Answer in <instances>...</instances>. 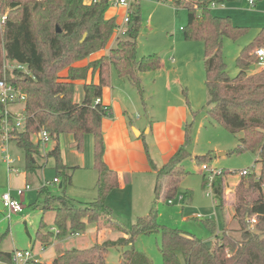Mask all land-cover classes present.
Wrapping results in <instances>:
<instances>
[{
    "label": "trees",
    "instance_id": "obj_1",
    "mask_svg": "<svg viewBox=\"0 0 264 264\" xmlns=\"http://www.w3.org/2000/svg\"><path fill=\"white\" fill-rule=\"evenodd\" d=\"M234 0H176L188 11L183 28L187 40L204 43V64L208 104L213 119L233 133L242 132L236 153H258L260 173L249 171L235 186L234 218L239 224V236L225 230L217 234L215 222L204 220L215 234L212 246L193 234L159 223L157 200L161 180L167 178L166 196L172 200L179 190L182 169L177 165L186 158L187 146L192 139V124H186L184 144L157 170L156 199L145 216H138L127 228L113 215L107 203L109 193L120 184L119 175L104 160V133L102 121L112 116L111 106L101 101L105 86L111 81V68L121 77H127L143 94L139 73L158 70L161 57L150 54L137 58L138 37L142 28L140 12L130 11L128 30L116 38V45L108 54L85 66L74 64L91 54L104 50L116 33L115 17L107 18L109 0L86 3L84 0H0V12L7 13L4 26H0V80L14 84L25 95L24 128L17 130L11 140L23 149L27 175L37 173L42 165L36 156L45 158L32 134L46 130L53 147L46 158L55 161L56 178L64 177L62 194L40 188L41 195L34 207L43 211L34 241L49 245L55 238L84 233L94 224L97 233L117 231L123 236L115 240L96 241L86 248H70L55 256L51 262L40 264H106L110 247L133 245L144 234L160 233L159 248L163 264H264V67H260L254 50L264 45V28L253 42L246 45L237 58L238 74L230 77L223 54L224 38L239 39L247 32L230 16H218L212 7ZM260 1V0H255ZM133 7V6H132ZM57 26L61 29L57 31ZM86 38L83 40L84 35ZM24 64L30 73L5 68V61ZM257 66L260 68L258 69ZM66 75H62L63 71ZM99 74V82H85L82 102L75 101L76 81H87L90 75ZM17 103V104H20ZM1 105V104H0ZM2 107V105H1ZM74 136L75 148L83 150L86 134L94 136V168L98 172L97 196L90 203L79 206L65 194V183H71L75 167L62 158L60 137ZM208 157L199 156L203 161ZM205 163V162H204ZM223 170L215 177L213 191L220 207L225 205V176ZM47 191V192H46ZM52 213L51 223L47 214ZM252 219L256 222L252 223ZM51 225V226H50ZM51 228L53 230H51ZM1 240V238H0ZM12 252L0 248V261L12 263ZM121 264H153L149 257L136 249L122 255Z\"/></svg>",
    "mask_w": 264,
    "mask_h": 264
},
{
    "label": "rangeland",
    "instance_id": "obj_2",
    "mask_svg": "<svg viewBox=\"0 0 264 264\" xmlns=\"http://www.w3.org/2000/svg\"><path fill=\"white\" fill-rule=\"evenodd\" d=\"M88 1L85 0V2ZM132 3V10L140 12L142 17L137 58L158 54L162 60L161 69L139 73L142 79L143 94L127 77L119 76L114 68H111V80H113L114 86L130 92L135 98L137 107L134 109L132 106L129 111V116L132 119L141 116L146 121L149 118V110L153 106H155L156 114L165 115L169 100L175 102L177 99H184L188 102L190 106L188 123L192 124V139L187 146V150H185L186 158L177 165L179 169H182V176L178 193L171 198L172 202H169V198L166 196L167 178L163 176L161 180L162 187L156 203L158 221L168 227L193 234L207 242L215 234L205 225L204 220H212L216 224L217 232L223 231L225 217L230 216V213L234 215V188L241 179L243 170L260 173L259 155L252 151L234 152L240 144L243 133L229 131L210 115L211 106L208 104L209 93L206 85L204 43L200 40H187L184 37L183 28L186 26L188 19L187 8L184 5H178L176 0H133ZM112 7L119 9L120 6L111 4L108 14L113 11ZM212 9L215 15L230 16L236 24L246 27V34L239 39L224 38L223 54L227 63V72L230 77H235L239 71L237 58L241 50L253 42L264 28V0L257 1L253 7L246 0H234L228 4H217ZM116 17H119L117 13ZM118 35L117 33L113 35L106 49L95 52L77 61L74 65L85 66L90 61L108 54L110 48L116 45ZM172 57L175 58L174 61ZM7 63L10 65L11 60L6 59L4 65L6 69L8 68ZM257 68L260 67L257 66ZM66 74L67 71L64 70L62 75ZM89 77L91 78V76ZM90 78L87 81L79 80L75 82L76 102H82L84 98L83 85L85 82H92ZM154 80L162 86L161 91L157 92L155 97L150 88ZM166 85H170L171 90H167ZM1 105L0 122L5 108L12 111V113H23L24 104L22 103L6 107L3 105L1 107ZM133 131L136 134V130ZM32 138L35 139L34 136ZM53 144L51 140L42 147L40 146L42 155L46 156L47 151L51 149ZM60 147L64 162L75 167L71 183H65L64 185L65 194L77 205L84 206L95 200L97 196L96 181L98 172L94 168V136L86 134L83 150L78 151L75 148L74 136L72 134H62ZM154 151L155 148H153ZM206 155L208 157L205 160H198L199 156ZM7 156L11 160L10 163L7 161ZM36 158L38 163L43 165V168L38 174H29L31 188L27 190L26 197L28 200L25 201L18 194L19 188H25L23 186L25 185L24 174L26 172L25 152L14 140L7 143L0 141V199L5 193L10 192L25 206L23 212L14 214L12 218L7 217V210L0 209L1 249L9 251L15 247L21 250L32 249L30 235L23 221L24 216L28 214L29 219L26 220V223L31 236L34 237L35 229L39 225L42 215V210L33 208L34 202L41 195L40 188L44 186L47 191H52L54 194L63 193L60 184L63 183L64 177H60L58 182H54L57 176L54 159L49 158L44 162L41 156H36ZM205 164L209 165L210 168L222 169L228 172L224 177L225 206L223 208L220 207L213 188L207 182L209 171L203 168ZM156 180L157 174L155 173L151 177L150 186L147 190H137L136 187L135 190L134 188L135 201L132 212L126 205L127 202L128 205H131V200L117 198V206H111L114 217L127 228L133 225L138 216L148 214L156 199ZM144 190H146L145 195L141 193ZM139 195L143 198L138 199ZM52 216V213L47 214L50 223ZM230 225L229 228H239L235 218ZM121 236L123 235L120 232L111 230L105 232L102 236H98V233L94 230V224H92L88 226L87 231L84 233H74L64 239L55 238L46 246V249L41 248L37 243L33 249L34 258L41 259L40 263H49L54 256L59 255L66 249L85 248L95 241L115 240ZM237 236H239V233L236 234ZM160 240L161 234L154 232L138 236L133 245L110 247L106 255V264H121L123 253L132 248L147 255L153 264H163V257L159 248ZM0 264L8 263L0 261Z\"/></svg>",
    "mask_w": 264,
    "mask_h": 264
},
{
    "label": "crops",
    "instance_id": "obj_3",
    "mask_svg": "<svg viewBox=\"0 0 264 264\" xmlns=\"http://www.w3.org/2000/svg\"><path fill=\"white\" fill-rule=\"evenodd\" d=\"M248 3L251 7L256 5V1L254 3ZM112 10L113 11L110 14H108V11L106 12V17H115L117 22L120 23L123 20L122 18L126 14V8L120 6L119 9L113 8ZM116 13L119 15L118 18L116 17ZM172 59L173 61L175 60L174 57H172ZM90 76L91 78H89L91 79V81H96L95 83L99 82L98 73ZM150 88L153 91L152 93L155 97V95H157V92L161 91L160 89H162V86L160 83L158 84V82L154 80ZM166 88L167 90H171L170 85H166ZM101 102L104 105L111 106L112 108V116L105 117L102 121V130L104 133L105 143L104 160L110 169L118 173L120 181L119 186L109 193L107 197V203L110 207H116L117 198L127 201L131 200V205H128V202L126 203V205L128 206L130 212H132L134 210L135 201L133 193L134 188L136 187L137 190H147L150 186V180L153 174H157V170L161 169L162 166L184 144L186 137V124L190 119V106L184 99H177L175 102H171V100H169L166 105L165 115L156 114L155 106H153L149 110V118L146 121L143 120L141 116L132 119L129 116V111L132 106L134 107V109L137 107V102L135 98H133V96L130 94V92H126L121 87L114 86L113 80L110 81V84L108 86L104 87ZM133 130H136L138 132H136L135 134ZM34 140L35 139H33V141ZM52 147L53 146H51V148ZM153 148H155L154 152ZM48 159L49 158H46L45 156V158H43L42 160L45 162ZM39 165L42 164L40 163ZM41 169H39L36 174H38ZM24 179L25 185L23 186H26L27 184L30 185L27 172H25L24 174ZM55 179L54 182H58L60 180L59 179L58 181H56ZM146 190L141 193L145 195ZM26 193L27 190L22 197L25 201L28 200V198L26 197ZM141 198L143 197L139 195L138 199ZM38 199L36 201H38ZM0 200L2 201V198ZM33 208H35L34 204ZM24 209L25 206L21 212H23ZM27 219H29L28 214L27 216H24L23 221L30 235L32 250L37 243H39V246L41 248L46 249V245H43L39 241H34V237L31 236L26 223ZM232 222H234V215L230 213V216L225 217V226L223 231L227 230L236 236V234L239 233V228H229V225ZM37 229L38 226L35 229V233ZM51 230L53 229L51 228ZM94 230L97 233V228H95V225ZM223 231L217 232V234L222 233ZM104 233L105 232L101 231L98 233V236H102L104 235ZM210 240L213 242L214 237H212ZM15 249L19 248L15 247L11 251L2 248L3 251L9 252H12Z\"/></svg>",
    "mask_w": 264,
    "mask_h": 264
},
{
    "label": "built area",
    "instance_id": "obj_4",
    "mask_svg": "<svg viewBox=\"0 0 264 264\" xmlns=\"http://www.w3.org/2000/svg\"><path fill=\"white\" fill-rule=\"evenodd\" d=\"M100 0H89L87 3L97 2ZM111 4L119 5L126 8V14L122 20V22L118 23V27H116L117 35H125L128 30V23L130 22V11L133 6V0H109ZM250 3H254L255 0H247ZM8 18L7 13L0 12V26H4L6 20ZM118 35V36H120ZM255 55L257 56L258 62L257 64L260 67H264V45L259 46L254 50ZM7 67L10 70L18 69L22 70L25 73H30L27 67L24 64H20L16 61H11V64ZM21 101H25L24 93L16 87L14 84L5 81V79L0 80V103L6 107L8 105L20 103ZM101 99H97L96 103H99ZM25 113L23 109V113H12L9 109L5 108L1 115L0 122V141L2 143H7L14 136L17 130L24 128L25 126ZM35 143L40 145L47 144L51 141L50 136L46 130H41L38 133H34ZM7 160L10 163L9 157L7 156ZM203 168L209 171V175L207 176V182L212 187L215 177L220 176L223 173L222 169L210 168L209 165L205 164ZM244 175L248 174V170H243ZM58 181V179H55ZM31 186L27 184L25 188H19L18 194L23 197L25 191L30 189ZM2 202L4 204V209L7 210V217L12 218V216L16 213H19L23 210L24 205L21 201H19L12 193H5L2 196ZM172 202V200H169ZM256 220L252 219V223H255ZM12 263L11 264H40L41 259H35L34 253L32 249H15L12 252L11 256Z\"/></svg>",
    "mask_w": 264,
    "mask_h": 264
},
{
    "label": "water",
    "instance_id": "obj_5",
    "mask_svg": "<svg viewBox=\"0 0 264 264\" xmlns=\"http://www.w3.org/2000/svg\"><path fill=\"white\" fill-rule=\"evenodd\" d=\"M57 31L58 32H60L61 31V29L57 26ZM86 36H87V33L84 35V38H83V40L86 38ZM137 132V131H136ZM62 187V184H60V188ZM0 209L1 210H4V204H3V202L0 200ZM206 244L208 245V247H211L212 246V241L210 240V241H207L206 242Z\"/></svg>",
    "mask_w": 264,
    "mask_h": 264
},
{
    "label": "bare ground",
    "instance_id": "obj_6",
    "mask_svg": "<svg viewBox=\"0 0 264 264\" xmlns=\"http://www.w3.org/2000/svg\"><path fill=\"white\" fill-rule=\"evenodd\" d=\"M138 132V131H137Z\"/></svg>",
    "mask_w": 264,
    "mask_h": 264
}]
</instances>
